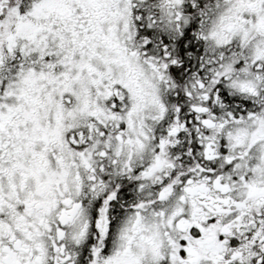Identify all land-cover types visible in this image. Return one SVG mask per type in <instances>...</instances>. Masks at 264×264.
I'll use <instances>...</instances> for the list:
<instances>
[{"label":"snow or ice","instance_id":"6c2138e0","mask_svg":"<svg viewBox=\"0 0 264 264\" xmlns=\"http://www.w3.org/2000/svg\"><path fill=\"white\" fill-rule=\"evenodd\" d=\"M0 264H264V0H0Z\"/></svg>","mask_w":264,"mask_h":264}]
</instances>
